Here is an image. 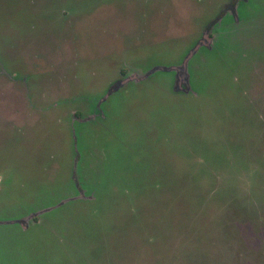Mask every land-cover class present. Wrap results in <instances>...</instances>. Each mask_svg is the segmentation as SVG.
Wrapping results in <instances>:
<instances>
[{
	"label": "rangeland",
	"instance_id": "rangeland-1",
	"mask_svg": "<svg viewBox=\"0 0 264 264\" xmlns=\"http://www.w3.org/2000/svg\"><path fill=\"white\" fill-rule=\"evenodd\" d=\"M0 264H264V0H0Z\"/></svg>",
	"mask_w": 264,
	"mask_h": 264
},
{
	"label": "trees",
	"instance_id": "trees-1",
	"mask_svg": "<svg viewBox=\"0 0 264 264\" xmlns=\"http://www.w3.org/2000/svg\"><path fill=\"white\" fill-rule=\"evenodd\" d=\"M121 92V94H124L123 93V91H120ZM78 138H82V134L81 133H79L78 132ZM120 152V149H118V153ZM115 164V160L113 159V160H111V167H109V168H104V167H100L99 166V170L98 171H100V177H102V179L103 178H105V176H107V178H109V177H111V175H112V172H113V167L114 166H112V165H114ZM103 169V170H102ZM97 178H98V176H97Z\"/></svg>",
	"mask_w": 264,
	"mask_h": 264
},
{
	"label": "water",
	"instance_id": "water-1",
	"mask_svg": "<svg viewBox=\"0 0 264 264\" xmlns=\"http://www.w3.org/2000/svg\"><path fill=\"white\" fill-rule=\"evenodd\" d=\"M153 70H154V68H152L151 70H150V72H148V73H151V72H153ZM130 78V77H129ZM124 84V81L123 80H120V81H118L117 82V84H116V87L117 88H114V89H118L120 86H122ZM113 89V90H114ZM111 92H109V94H110ZM109 95L107 94L106 96H104V98H103V100H105V99H107V97H108ZM102 100V101H103Z\"/></svg>",
	"mask_w": 264,
	"mask_h": 264
}]
</instances>
